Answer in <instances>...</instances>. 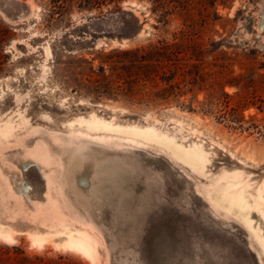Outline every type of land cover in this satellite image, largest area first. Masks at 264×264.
<instances>
[{"label": "rangeland", "instance_id": "374dc122", "mask_svg": "<svg viewBox=\"0 0 264 264\" xmlns=\"http://www.w3.org/2000/svg\"><path fill=\"white\" fill-rule=\"evenodd\" d=\"M188 2L192 11L162 21L148 0H122L111 14L0 0L11 33L0 48V127L16 128L0 136V223L16 231L0 240V264H92L54 247V237L31 244L30 233L60 225L89 232L95 264H264L253 237L264 238L260 215L250 213L251 231L212 201L232 174L253 196L264 190V0ZM181 32L187 80L200 82L179 98L145 106L89 92L103 55ZM91 116L201 144L209 162L196 172L155 143L87 133L76 120Z\"/></svg>", "mask_w": 264, "mask_h": 264}, {"label": "trees", "instance_id": "16d2710c", "mask_svg": "<svg viewBox=\"0 0 264 264\" xmlns=\"http://www.w3.org/2000/svg\"><path fill=\"white\" fill-rule=\"evenodd\" d=\"M122 0H50L53 6L63 10L65 6L74 2L78 7L101 8L112 6L111 13L119 12L118 4ZM152 5V12H159L162 21L173 14L186 15L192 11L188 0H148ZM19 7L23 4L13 2ZM96 6V7H95ZM114 10V11H113ZM9 15L12 11L3 9ZM137 29V21H136ZM7 26L0 21V48L10 38ZM186 34L181 32L175 36L174 42L157 41L145 47L112 50L103 55L104 61L96 72L91 71L86 83L89 92L95 97L110 96L120 98L126 102L155 106L167 104L184 94L187 85L195 87L200 82V75L187 80V65L181 55L186 54L182 45L186 41ZM0 50V59L2 56ZM116 54L120 60L114 62L110 56ZM1 65V63H0ZM1 69V67H0Z\"/></svg>", "mask_w": 264, "mask_h": 264}, {"label": "bare ground", "instance_id": "6f19581e", "mask_svg": "<svg viewBox=\"0 0 264 264\" xmlns=\"http://www.w3.org/2000/svg\"><path fill=\"white\" fill-rule=\"evenodd\" d=\"M76 122L80 126H84L87 133L94 132L95 134L96 132H102L112 137L123 136L127 140H130L134 143L148 142L150 144L155 143L157 145H160L167 149L177 161L181 162L192 171H202L206 168V165L209 162L208 153L205 152L201 144H197L194 142L186 145L183 143H178L175 137L158 132L152 127L121 126L120 124L116 125L111 123V121H105L95 116H91L89 119L81 118L79 120H76ZM12 124L6 122L2 127H0L1 137L7 139L8 137H11L13 135L16 128L14 129L15 126L13 127ZM24 124L25 123H23V125ZM14 138L15 136L13 137V139ZM219 183L221 184H219V186L215 189L213 194L214 198H211L216 207H220V209L223 208L227 212L235 210L237 213L236 215L242 221V224H245L248 230L252 229V221H250L249 218V215L252 211H256L264 221V190H262V188L257 189L254 196L249 194L248 189L250 186L247 184V182L245 183V181H241L237 174L223 176L221 178V182ZM13 230L14 229H12L11 226L0 223V240L4 242H13L14 235L16 233V231ZM253 234V237L256 238L259 247H261V250L264 254V238H261L260 235L255 231H253ZM29 237L31 239V244L35 247L41 248L44 244L47 243V239L54 237L59 241L54 243V247L56 248L74 252L87 259L92 264H95L98 258L97 242L92 239L87 230L70 229L67 226L60 225L59 227H54L52 235L30 233Z\"/></svg>", "mask_w": 264, "mask_h": 264}, {"label": "water", "instance_id": "95a60500", "mask_svg": "<svg viewBox=\"0 0 264 264\" xmlns=\"http://www.w3.org/2000/svg\"><path fill=\"white\" fill-rule=\"evenodd\" d=\"M1 12L5 15V12L1 10ZM6 16V15H5Z\"/></svg>", "mask_w": 264, "mask_h": 264}]
</instances>
